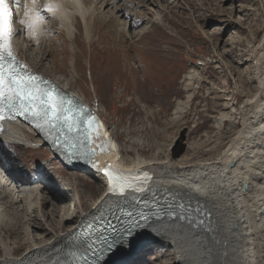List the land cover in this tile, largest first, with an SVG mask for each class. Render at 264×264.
<instances>
[{
  "label": "rangeland",
  "instance_id": "rangeland-1",
  "mask_svg": "<svg viewBox=\"0 0 264 264\" xmlns=\"http://www.w3.org/2000/svg\"><path fill=\"white\" fill-rule=\"evenodd\" d=\"M96 2L106 21L94 22L92 43L77 21L71 48L59 21L45 20V38L24 47H31L28 60L35 70L51 78L76 72L77 83L64 90L100 113L123 161L170 155L176 162L193 163L218 156L243 127L241 105L258 86L264 0H120L101 7L102 1ZM221 115L226 119L219 122ZM44 143L35 138L28 146L8 143L12 157L0 171L23 169L26 181L11 180L23 198L30 187H38L41 197L54 193L56 207L43 208L52 216L44 223L49 228L51 219L57 221L52 209L62 214L75 190L88 201L98 181L81 168L63 167ZM72 183H78L76 189ZM5 204L0 196V220L6 217ZM140 247L144 250L122 264H176L160 242Z\"/></svg>",
  "mask_w": 264,
  "mask_h": 264
},
{
  "label": "bare ground",
  "instance_id": "bare-ground-1",
  "mask_svg": "<svg viewBox=\"0 0 264 264\" xmlns=\"http://www.w3.org/2000/svg\"><path fill=\"white\" fill-rule=\"evenodd\" d=\"M101 1L99 7L115 6L120 0ZM49 3L59 5L55 13L47 11ZM8 4L12 11L10 27L17 30L11 37L12 47L22 59L27 73L34 75L40 73L28 60L31 47H24L28 41L35 45L40 38H45L47 18L54 17L59 21L71 41V48L78 31L77 21L82 24L83 36L88 43L95 39L92 37L94 22L106 21L96 10V0H8ZM36 11L43 19L37 23L33 34V29L21 21H29ZM118 18L114 17V22L123 26L125 23ZM138 35L140 32L135 37ZM261 35L264 51V32ZM261 53L263 56L259 63L262 65L256 68L258 86L241 105L243 127L211 161L182 163L174 161L170 155L162 159L123 161L116 141L104 124L106 128L103 125L96 146V161L91 158L87 164L71 166L59 158L68 170L81 168L85 174L95 178L97 189L87 193L88 201L75 190L74 199L67 202L69 204L62 214L53 209L50 211L57 221L51 219L47 223L49 228L44 227V223L50 215L43 208L47 204L56 207V201L52 199L54 193L45 191L46 197H41L38 187H30L23 191L24 198L16 195L11 180L22 183L26 181V174H23V169L14 171L15 174L5 166L7 171H0V196L7 206L6 217L0 220V264H73L78 252L88 263L87 249L89 246L93 248L96 241L93 231L97 230L101 220L108 216L112 219L114 209L122 210V206L129 203H132L130 209L141 212L146 218L141 221V215L132 216V220L137 218L143 226L130 238L129 245L120 244L110 252H100L97 264H122L129 255L141 250L140 246L154 242L169 247V254L176 264H264V52ZM43 60L44 55L39 61ZM74 73L72 71L62 78L41 76L43 85L40 89L55 88L60 99L69 95L77 97L66 91L77 83ZM20 75L26 74L20 72ZM217 119L220 122L226 117L221 115ZM40 130L50 136L47 126ZM33 138L37 143L44 141L26 123L18 120L0 123L1 166L9 164L12 157L8 151L12 146L9 147L8 143L28 146ZM109 166L128 175L133 188L123 194H110L108 177L103 171ZM72 185L76 189L78 183ZM135 188L141 190L135 191ZM20 202L24 203L23 207L16 205ZM71 208L75 213L68 215ZM85 237H88L84 244L86 248L81 249L80 244ZM116 253L117 256H113Z\"/></svg>",
  "mask_w": 264,
  "mask_h": 264
},
{
  "label": "snow or ice",
  "instance_id": "snow-or-ice-1",
  "mask_svg": "<svg viewBox=\"0 0 264 264\" xmlns=\"http://www.w3.org/2000/svg\"><path fill=\"white\" fill-rule=\"evenodd\" d=\"M58 7L59 5L55 3L46 5L47 11L53 13L57 11ZM11 17L12 11L8 7L7 0H0V119L4 118L2 115L4 109L12 113H19L26 119L35 120L38 128L47 126L50 132L58 128L57 139L62 137L63 141L68 144L73 135L80 131L79 123L73 122L70 116L62 114L68 109L65 108L62 98L57 99L55 88L42 90L37 83L41 79L39 76L34 74L20 75V72L27 73V69L19 63L12 52L11 37L17 30L10 27ZM41 19L43 17L40 12L36 11L29 21H21V23H27L35 34L36 25ZM68 103L71 105V101ZM84 111L83 107H80L78 116ZM84 123L87 127L83 129L82 145L89 138L94 128V118L85 119ZM75 147V143L68 144L70 153L71 149ZM85 154L91 155V152ZM103 171L108 177V192L110 194H123L127 189L133 188L131 179L124 172L112 169L111 166ZM140 190V188H135V191ZM128 215L130 223L111 242H104L102 252L105 249L110 252L120 244L129 245L130 238L134 237L136 230L143 226L136 220H131L132 214ZM144 219L146 218L141 215L140 220L143 221ZM87 250H91V246ZM92 255L97 260L99 259L95 252Z\"/></svg>",
  "mask_w": 264,
  "mask_h": 264
}]
</instances>
